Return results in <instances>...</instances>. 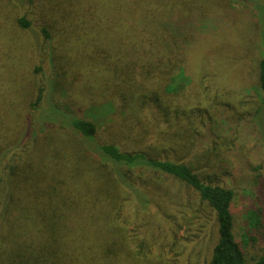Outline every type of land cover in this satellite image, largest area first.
I'll return each instance as SVG.
<instances>
[{"label": "trees", "instance_id": "1", "mask_svg": "<svg viewBox=\"0 0 264 264\" xmlns=\"http://www.w3.org/2000/svg\"><path fill=\"white\" fill-rule=\"evenodd\" d=\"M9 1L17 7L29 1L40 12L36 21H29L23 13L16 21V32L31 44L18 35L10 53L0 49V264H139L120 219L131 218L138 208L152 210L153 203H158L153 201L156 195L163 192L159 181L166 179L213 215L217 240L205 264H247L249 244L256 251L254 264H264V199L258 198L260 205H252L243 214L246 233L241 241L234 215L242 197L257 191L264 171L260 159L264 154V53L254 71L260 96L255 119L241 120L237 126L247 129L244 136L258 133L255 145L247 151L240 136L234 149L226 148L234 127L228 120L210 126V118L198 111L205 130L198 134L206 147L202 152L194 148L188 124L175 132L172 126L181 122L183 97L196 80L194 72L198 69L205 78L222 69L220 58L213 60L220 56L211 55L204 59L207 67L199 69L207 42L200 39L231 25L227 19L212 16L215 7L200 16L194 10L201 0ZM229 1L253 5L258 0H224V8L230 7ZM3 7L0 0V10ZM129 8L131 18L125 15ZM7 14L0 12L1 28ZM125 23L132 30L134 46L122 62L113 39ZM55 29L67 36L60 64L63 74L74 76L82 65L89 69L97 63L101 74L112 75L110 95L121 107L128 99L133 102L122 113L123 125L131 130L129 125L135 122L138 127L148 123L139 129V138L149 135V129L155 132L153 153L98 143V128L81 116L71 91L55 79L43 86L40 64L53 50ZM260 31L264 47L261 26ZM86 36H92V45L97 47L94 56L73 60L80 59L75 50L79 38ZM89 46L86 42L84 48ZM28 48L34 52L28 61L34 55L39 64L33 76L31 68L36 67L26 61ZM247 64L231 70L243 83L251 77ZM37 114L41 126L35 125ZM60 136L72 144L73 152L63 151L54 138ZM160 140L169 147L168 154L158 146ZM218 140L225 145L217 144ZM176 149L200 152L195 154L198 161L179 159ZM129 209H133L130 215Z\"/></svg>", "mask_w": 264, "mask_h": 264}, {"label": "rangeland", "instance_id": "2", "mask_svg": "<svg viewBox=\"0 0 264 264\" xmlns=\"http://www.w3.org/2000/svg\"><path fill=\"white\" fill-rule=\"evenodd\" d=\"M17 1L23 3L28 0ZM229 2H231L230 7L225 8L224 0H201L197 3V6L200 4L194 10L197 15L202 16L205 12L210 14L211 9L215 7L212 16L215 15L221 19H227L231 22V25L222 26L224 29H219L215 36H205L200 39V41L207 42L204 45L205 54L203 59L201 58V61H199V69L203 71L207 67V61H204V59L211 58L210 55L220 56L213 58V60L220 58L223 63L221 65L222 69L219 67L217 71L213 72L215 74H207L205 78H203V73H200L198 69L194 72L196 80L190 87L191 89L189 88L190 91L187 92V95L183 97L184 104H182L181 109L185 113L181 112V122L179 124L178 121L174 122L172 126L175 132L178 129L181 131L182 126L188 124L193 133L192 143L195 146L194 148L197 146L202 152L206 151V147L205 145L202 146V143H205L198 134H203L205 130L200 125V118L197 115L198 111L203 116L210 118V126L220 125L222 120H228L231 126L234 127L232 135L227 138L228 145L226 148L228 149L230 147L233 148V143L242 136L241 143L248 146L247 151H249L255 145L254 139L258 134L254 135L251 131L247 136H244L247 129H238L237 126L241 120L254 121L255 112H257L259 106L260 96L256 87L257 73L254 71L257 69L259 58L264 53V47H262L263 36L260 31V26L262 31H264L262 27L264 25L262 20L264 0H258L253 5ZM1 3L5 8L3 7L0 12L4 13L7 11L8 14L5 15L7 19L2 18V28L0 26L2 30L0 31V37H2L0 39V49H9L8 53H10L12 48L16 46L15 42L18 35L23 38L21 33L16 32L18 17L22 16L23 13V16L25 15L29 21L32 22V19L36 21L40 11L37 6L29 3V1L25 7H17L9 0H1ZM218 8L223 10L219 12L217 11ZM125 15L131 18L130 8ZM54 34L57 35V38L52 45L53 50L46 55L43 63L40 64L42 66L41 77L44 80L43 86L55 79L56 82L61 81L64 88L71 91L79 103L81 116L94 123L98 128V143L115 144L128 152L149 151L153 153L151 146L156 144L157 136L155 132L149 129V135H145L142 139L139 138V129L148 127V123L138 127L135 122L134 125H129L131 130H127V126L123 125L125 120L122 117V113L128 111L127 109L133 105V102L128 99V102L122 104L123 106L121 107L110 95V87L113 82L112 75L110 77L109 75L101 74L97 63L89 69L85 68L86 65H82L79 68L80 73L74 76V73L69 76L68 74H63L60 64L67 36L63 35L65 33L60 32L59 29L58 31L55 29ZM23 40L30 43L25 38ZM113 41L115 45L118 43L116 49L121 61H127L130 57L129 53H131L134 46L132 30L127 27V23L124 24L123 28L117 30ZM86 42L90 44L89 48H84ZM9 43H11V49L9 48ZM78 43L79 46L75 50V55L80 53L81 57L80 59L73 57V60L82 61L83 59L81 58L86 55L94 56V51H96L97 47L92 45V36H86L85 39L79 38ZM14 54L15 50H13L12 56ZM25 54L27 55L26 61L28 63V57L30 60V54H34V52L28 48ZM39 57H41V54H39ZM248 62L250 66L247 64ZM246 64L250 68L251 77L247 83H243L240 79L234 77L231 70L232 66H237L240 69ZM28 65L36 67L31 68V76H33L32 74H35V70L39 67L37 57L33 55L32 62H29ZM225 65H227L226 68H224ZM74 78H77L75 85L72 84ZM18 81L19 79L17 78ZM33 101L34 99L31 102ZM41 108L45 109L47 107L41 105ZM36 119L35 125L41 126L39 114H37ZM170 122L172 123V119ZM160 132L161 130L158 131V133ZM54 138L64 149L59 147L61 150L67 151L71 149L72 152L74 151L72 144L65 140L64 137L63 139L61 136ZM223 142L225 145V141L222 140H218L217 144L220 145ZM158 146L162 149V152L168 154L169 147L164 140H160ZM199 153L195 150L193 154H189V151L176 149L179 159L185 162L196 163L198 160L195 159V154ZM169 156L173 157V155ZM260 159L264 160V154L260 156ZM261 173L262 179L257 186V191L255 190L251 196L242 197L234 209V215L237 220L236 234L240 241L242 234L245 235L246 233L243 229V214L252 205H260L258 198L264 199V171H261ZM159 185L162 187L163 192L161 191L162 193L160 192V194L156 195V199L153 200L158 202L156 204L153 203L155 205L154 208L157 209L156 212L154 208L151 210L142 207V209H136L134 214L130 216L131 218L127 219L128 221L120 219L119 225L126 230V235L129 238V247L140 261L139 264H205L210 260L212 248H214L217 240V229L212 213L205 209L204 206L201 207L200 203L192 195H188L183 188L173 183L172 180L159 181ZM174 197H176V201L172 203ZM132 212L133 209H129L128 215ZM250 241L253 244V241ZM245 253L247 264H254L256 251L250 244L246 246Z\"/></svg>", "mask_w": 264, "mask_h": 264}]
</instances>
